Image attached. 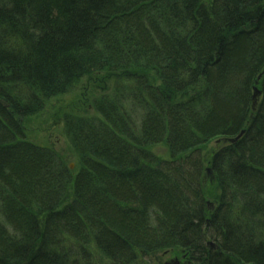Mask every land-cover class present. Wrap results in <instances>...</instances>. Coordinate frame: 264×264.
<instances>
[{"label":"trees","instance_id":"16d2710c","mask_svg":"<svg viewBox=\"0 0 264 264\" xmlns=\"http://www.w3.org/2000/svg\"><path fill=\"white\" fill-rule=\"evenodd\" d=\"M106 73L131 84L65 116L73 175L22 121ZM263 234L264 0H0V264H264Z\"/></svg>","mask_w":264,"mask_h":264},{"label":"rangeland","instance_id":"374dc122","mask_svg":"<svg viewBox=\"0 0 264 264\" xmlns=\"http://www.w3.org/2000/svg\"><path fill=\"white\" fill-rule=\"evenodd\" d=\"M131 82L124 77L110 74H97L83 79L80 84L69 94L51 99L45 109L37 116L23 119L22 125L25 130L26 140L41 148L54 151L60 163L68 167L73 175H76L80 166L79 155L74 150L71 140L65 127V116H72L79 119L97 118L95 103L107 97L115 95L119 86H130ZM227 144L223 139H215L208 143L205 151L208 159L219 149ZM161 157H167L165 147L155 149ZM206 174L210 185L214 182V176L210 168L206 167ZM207 192V191H206ZM211 194L208 188L207 194ZM208 202H212L208 199ZM248 223V222H247ZM245 223V224H247ZM242 224V225H245ZM264 239V234L262 236ZM209 247L217 250L215 244L209 240ZM64 245L65 251H71L72 260H77L82 253L85 254V261L88 264H113L92 241L87 245H78L74 240ZM183 251L168 250L155 255L140 256L133 264H183L185 260ZM81 262V260H78ZM77 261V262H78ZM83 264H85L83 262Z\"/></svg>","mask_w":264,"mask_h":264},{"label":"water","instance_id":"95a60500","mask_svg":"<svg viewBox=\"0 0 264 264\" xmlns=\"http://www.w3.org/2000/svg\"><path fill=\"white\" fill-rule=\"evenodd\" d=\"M260 94H259V92H256V96H259ZM256 104V103H255Z\"/></svg>","mask_w":264,"mask_h":264}]
</instances>
